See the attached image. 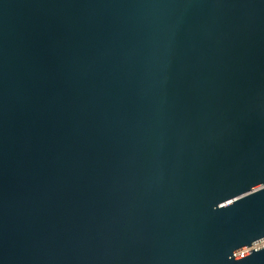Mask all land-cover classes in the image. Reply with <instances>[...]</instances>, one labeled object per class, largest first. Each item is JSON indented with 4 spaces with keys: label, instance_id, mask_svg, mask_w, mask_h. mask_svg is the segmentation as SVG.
Wrapping results in <instances>:
<instances>
[{
    "label": "water",
    "instance_id": "obj_1",
    "mask_svg": "<svg viewBox=\"0 0 264 264\" xmlns=\"http://www.w3.org/2000/svg\"><path fill=\"white\" fill-rule=\"evenodd\" d=\"M0 264H264V0H0Z\"/></svg>",
    "mask_w": 264,
    "mask_h": 264
}]
</instances>
